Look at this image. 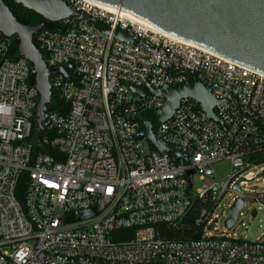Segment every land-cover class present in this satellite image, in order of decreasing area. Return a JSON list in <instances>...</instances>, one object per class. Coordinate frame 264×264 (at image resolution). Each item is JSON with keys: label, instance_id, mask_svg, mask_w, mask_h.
I'll list each match as a JSON object with an SVG mask.
<instances>
[{"label": "built area", "instance_id": "built-area-1", "mask_svg": "<svg viewBox=\"0 0 264 264\" xmlns=\"http://www.w3.org/2000/svg\"><path fill=\"white\" fill-rule=\"evenodd\" d=\"M65 1L72 11L57 22L61 30L33 35L48 68L71 65L67 75L49 76L69 107L48 111L39 147L32 142L38 91L28 81L31 66L13 59V37L0 32V264H264V240L216 234L210 221L228 192L230 206L240 198L243 207L241 173L264 164L252 160L264 156V73L123 10ZM192 76L209 88L220 121L190 97L170 118L152 120L153 132L184 160L138 139L143 126L128 117L161 110L165 98L129 85L160 88ZM221 161L230 169L218 179ZM249 198L264 209V191ZM82 210L95 214L67 221ZM192 225L197 236H175Z\"/></svg>", "mask_w": 264, "mask_h": 264}, {"label": "water", "instance_id": "water-1", "mask_svg": "<svg viewBox=\"0 0 264 264\" xmlns=\"http://www.w3.org/2000/svg\"><path fill=\"white\" fill-rule=\"evenodd\" d=\"M9 0H0V32L6 37H13L17 53L14 60L24 57L31 66L28 78L38 95L33 112V144L39 147L43 134V121L48 114L52 88L49 76L62 73L67 75V67L48 68L44 61L45 53L33 41V35L41 28L61 30L57 22L71 14V7L65 0H12L43 17L37 24L18 18L8 5ZM99 4L128 11L156 28L195 45L208 49L228 60L264 73V0H92ZM100 28L108 32L104 26ZM119 40H130L121 31L114 32ZM129 90L142 96L154 94L165 98L161 110L145 109L128 117L139 122L143 128L138 139L145 137L158 152H167L176 158L186 159L178 147L164 143L158 133L152 130V120L165 121L170 118L180 100L190 97L197 102L196 107L220 121L213 107L217 101L211 96L209 88L202 85L200 79L192 76L174 84L160 88L145 85L136 88L129 85ZM193 171H187L190 178ZM234 189L239 190L238 182ZM242 199L237 198L230 206L229 216L224 222L227 228L234 224L237 211L242 206ZM95 214L94 210L72 212L67 221L87 218Z\"/></svg>", "mask_w": 264, "mask_h": 264}, {"label": "rangeland", "instance_id": "rangeland-1", "mask_svg": "<svg viewBox=\"0 0 264 264\" xmlns=\"http://www.w3.org/2000/svg\"><path fill=\"white\" fill-rule=\"evenodd\" d=\"M145 144V142H142ZM230 166L228 161H221L214 164V170L217 178H225L229 172ZM243 181L240 188L247 195V200L243 207L237 212L234 225L227 228L224 224L229 216L231 192H228L221 199L218 206L211 216V231L216 234H224L234 238L255 241L264 240V209L257 210L258 204L250 200V196L255 192L264 191V164L253 165L241 173ZM199 182L197 176L193 179V188L198 187ZM254 210H256L254 212ZM177 234H181L183 227H179Z\"/></svg>", "mask_w": 264, "mask_h": 264}, {"label": "trees", "instance_id": "trees-1", "mask_svg": "<svg viewBox=\"0 0 264 264\" xmlns=\"http://www.w3.org/2000/svg\"><path fill=\"white\" fill-rule=\"evenodd\" d=\"M8 5L13 9L14 14L21 19H25L27 20L30 24H37L39 21L43 20V17L41 15H39L38 13L27 9L25 7H23L21 4L15 3L12 0L7 1ZM13 41V47H12V52H11V56H15L17 53V49L15 47L14 44V39L12 38ZM34 41V38H33ZM68 104L61 98L60 94L55 90L52 89L51 92V98H50V102L47 104V108L48 111H56L59 113H66L68 110ZM35 133V129L33 126V135ZM43 152H47L49 154L52 153L51 150H47V149H43ZM252 160L256 161V163H263L264 162V156H255L252 157ZM199 207V202H196V209ZM197 210L191 213L192 219L195 217ZM196 227L195 226H191L189 229L185 228L183 229L181 234H176L175 236L177 238H193L195 236H197L196 234Z\"/></svg>", "mask_w": 264, "mask_h": 264}, {"label": "bare ground", "instance_id": "bare-ground-1", "mask_svg": "<svg viewBox=\"0 0 264 264\" xmlns=\"http://www.w3.org/2000/svg\"><path fill=\"white\" fill-rule=\"evenodd\" d=\"M111 8V7H110ZM124 11V10H123ZM128 16H130V17H133V18H135V19H137V20H139V21H141V22H143V23H145V24H150V23H148L146 20H144V19H142V18H140V17H138V16H136V15H133L132 13H130V12H128V11H124ZM151 26H153L152 24H150ZM154 28H156L155 26H153ZM156 29H158V28H156ZM164 32V31H163ZM164 33H166V32H164ZM166 34H168V35H171V34H169V33H166ZM171 36H174V35H171ZM174 37H176V36H174ZM176 38H178V37H176ZM178 39H180V40H183V39H181V38H178ZM183 41H186V40H183ZM188 42V41H187ZM190 43V42H189ZM193 44V43H192Z\"/></svg>", "mask_w": 264, "mask_h": 264}]
</instances>
